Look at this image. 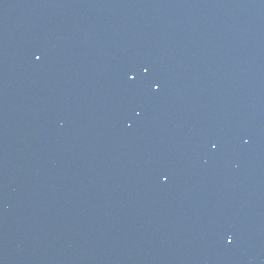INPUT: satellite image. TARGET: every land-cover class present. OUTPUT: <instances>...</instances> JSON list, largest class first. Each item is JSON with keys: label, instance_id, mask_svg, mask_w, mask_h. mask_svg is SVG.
<instances>
[{"label": "water", "instance_id": "water-1", "mask_svg": "<svg viewBox=\"0 0 264 264\" xmlns=\"http://www.w3.org/2000/svg\"><path fill=\"white\" fill-rule=\"evenodd\" d=\"M0 264H264V0H0Z\"/></svg>", "mask_w": 264, "mask_h": 264}, {"label": "snow or ice", "instance_id": "snow-or-ice-1", "mask_svg": "<svg viewBox=\"0 0 264 264\" xmlns=\"http://www.w3.org/2000/svg\"><path fill=\"white\" fill-rule=\"evenodd\" d=\"M37 59H40V57H37Z\"/></svg>", "mask_w": 264, "mask_h": 264}]
</instances>
